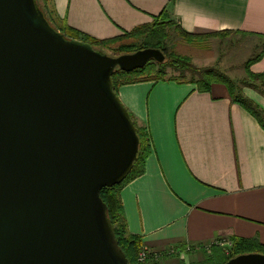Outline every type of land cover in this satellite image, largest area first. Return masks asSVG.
<instances>
[{
  "label": "water",
  "instance_id": "1",
  "mask_svg": "<svg viewBox=\"0 0 264 264\" xmlns=\"http://www.w3.org/2000/svg\"><path fill=\"white\" fill-rule=\"evenodd\" d=\"M152 59L165 55L114 56L66 36L39 0H0V264H129L101 197L140 146L113 75Z\"/></svg>",
  "mask_w": 264,
  "mask_h": 264
},
{
  "label": "crops",
  "instance_id": "2",
  "mask_svg": "<svg viewBox=\"0 0 264 264\" xmlns=\"http://www.w3.org/2000/svg\"><path fill=\"white\" fill-rule=\"evenodd\" d=\"M52 1L57 22L102 40L152 23L164 9L188 33L264 35V0ZM251 69L264 73V56ZM244 92L264 109V97ZM118 93L150 137L143 174L120 192L127 234L161 254L145 264L202 262L218 240L264 244V128L228 88L159 79L122 84Z\"/></svg>",
  "mask_w": 264,
  "mask_h": 264
},
{
  "label": "trees",
  "instance_id": "3",
  "mask_svg": "<svg viewBox=\"0 0 264 264\" xmlns=\"http://www.w3.org/2000/svg\"><path fill=\"white\" fill-rule=\"evenodd\" d=\"M43 1L45 2V0ZM40 6L44 10L47 18L50 20L52 25H54L58 30L64 32L66 36L70 38H78L83 41L90 42L96 49L103 50L104 47H108L116 41L125 38H135L136 41L142 39V49L159 48L163 51L165 55V60L163 62H157L152 59L143 68L134 69L132 71H123L121 69H116L113 75V79L114 89L117 93L119 87L122 84L137 82L141 80L176 79L179 81H189L192 83H196L198 90L200 91H210L213 83H221L228 88L233 101L244 107L252 116L256 118L262 128H264V109L252 98L246 96L242 89V86H252L264 93V89L260 88L261 83H263L264 81V73H250V79L261 80L260 84H256L255 82L247 79L242 81L241 84L238 85L232 78L223 73L217 67H199L193 63L189 56L177 54L173 51H170L166 42V39L169 37L172 28L180 36L186 38L187 40L217 35L219 36L222 33L228 35L233 33L250 35L251 33L234 32L229 30L202 34L188 33L184 31L183 28L173 19H171L167 9H164L159 15L155 16L152 23L140 25L132 31L127 32L121 36L102 40L72 31L61 22L57 23V20H55L53 16L52 19L49 17L48 13L41 3ZM257 35L262 42L261 50L253 54L252 57L246 62L245 65L248 68L250 67V65L259 61L264 56V35ZM130 47V44L122 46L123 50L121 51L120 55L135 52L132 51ZM168 69L173 70L170 75H168ZM152 72H155V76H152ZM132 118L135 122L138 136L140 138L138 159L126 179L121 183L115 184L114 186L103 188L101 191V197L108 206L109 217L111 218L115 226V232L119 244L124 250L129 260V264H141L137 260V255L142 247V241L139 236L128 235L126 232L127 226L123 214V204L121 201L120 192L129 181L143 174L145 170V159L150 153L151 146L150 137L146 128L139 127L133 115ZM220 249L224 250L223 248L219 247L213 248L214 251H219ZM249 252L264 253V244H261L254 239H235L233 240V246L230 249L227 258H217L216 255L212 254L206 260L192 264H226L229 259L237 255Z\"/></svg>",
  "mask_w": 264,
  "mask_h": 264
},
{
  "label": "rangeland",
  "instance_id": "4",
  "mask_svg": "<svg viewBox=\"0 0 264 264\" xmlns=\"http://www.w3.org/2000/svg\"><path fill=\"white\" fill-rule=\"evenodd\" d=\"M39 1L45 8L49 17L52 19L54 12L52 9L53 1ZM166 42L170 51L189 56L193 63L199 67H217L223 73L232 78L238 85H240L244 80H251L249 77L250 73L260 74L259 72H255L251 69L252 65L255 63L250 65L249 68L245 65L253 54L261 50V39H257L256 37L243 35L240 33H233L230 35L222 33L219 36L217 35L187 40L186 38L180 36L172 28L169 37L166 39ZM128 44H130V49L132 51H137L143 47L142 39L136 41L135 38H125L112 43L108 47H104L103 50L111 55L117 56L120 55L121 51L123 50L122 46ZM171 72H173V70L168 69V75H170ZM152 73V76H155V72ZM251 81L255 82L256 84H260L261 82V80ZM260 88L264 89V81L261 83ZM242 89L243 92L245 89H250L256 94L264 97L263 92L255 89L252 86H242ZM244 94L246 95L245 92ZM212 254L221 259L227 258L228 256V252L221 249L219 251L211 250L209 252V256Z\"/></svg>",
  "mask_w": 264,
  "mask_h": 264
},
{
  "label": "built area",
  "instance_id": "5",
  "mask_svg": "<svg viewBox=\"0 0 264 264\" xmlns=\"http://www.w3.org/2000/svg\"><path fill=\"white\" fill-rule=\"evenodd\" d=\"M232 246H233V240H231V239H229V240H218V241L214 242L213 244L208 245L206 247V249L208 251H211L212 248L219 247V248H223L226 252L229 253ZM190 249H191L190 246L187 247V251H189ZM160 256H161V254L159 252L153 251L147 246H142L138 252L137 260L139 263L144 264L150 259L157 260L160 258Z\"/></svg>",
  "mask_w": 264,
  "mask_h": 264
}]
</instances>
